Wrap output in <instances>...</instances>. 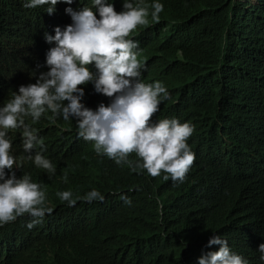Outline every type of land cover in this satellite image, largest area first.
I'll use <instances>...</instances> for the list:
<instances>
[{
    "label": "trees",
    "instance_id": "1",
    "mask_svg": "<svg viewBox=\"0 0 264 264\" xmlns=\"http://www.w3.org/2000/svg\"><path fill=\"white\" fill-rule=\"evenodd\" d=\"M254 1L146 0L163 4L159 23L149 16L130 36L146 68L142 82L159 81L171 96L153 122L176 118L195 126L188 144L196 159L184 183H163L162 175L132 172L98 155L93 142L79 137L75 118L49 120L47 113L34 124L26 118L56 172L36 167L19 146L14 171L43 185L53 212L31 230L28 215L0 226V264H198L202 255L219 250L208 246L214 235L248 262L262 264L264 0ZM107 2L124 11V0ZM24 3L12 0L10 24L0 22V104L21 85L36 82L37 65L51 48L44 32L52 19ZM90 69L98 74L94 65ZM83 89L81 103L95 111L94 85ZM92 190L104 201L78 200L69 207L56 195L83 197Z\"/></svg>",
    "mask_w": 264,
    "mask_h": 264
},
{
    "label": "clouds",
    "instance_id": "2",
    "mask_svg": "<svg viewBox=\"0 0 264 264\" xmlns=\"http://www.w3.org/2000/svg\"><path fill=\"white\" fill-rule=\"evenodd\" d=\"M76 1L25 0V8L40 10L52 19L44 32L51 48L37 65L40 71L36 82L21 85L17 92L1 100L0 226L28 215L32 220L26 227L31 230L53 212L46 204L43 185L33 182L28 174L17 178L14 171L20 166L16 154L19 146L36 167L53 175L56 172L42 154L44 140L26 118H31L33 124L47 113H51L49 120L75 118L79 137L93 142L98 155H106L117 165H127L132 172L146 170L153 178L162 175L163 183H184L194 165L196 157L188 140L195 126L176 118L153 122L160 104L171 96L159 81L142 82L141 69L145 65L139 59V44L130 38L140 26L149 23V16L159 23L163 4L124 0V11L117 12L107 0H89L88 5H76ZM12 10V0H0V22L4 25L10 24ZM92 65L98 74L91 71ZM90 83L98 101L95 111L81 103L83 86ZM132 154L138 159H130ZM62 179L67 182V174ZM56 195L69 207L78 200L104 201L97 190L75 198L71 191ZM121 199L131 204L126 196ZM212 245H220L219 250L202 255L198 264H252L218 235L209 240L208 246ZM258 251L264 254V244ZM260 261L264 264V255Z\"/></svg>",
    "mask_w": 264,
    "mask_h": 264
},
{
    "label": "bare ground",
    "instance_id": "3",
    "mask_svg": "<svg viewBox=\"0 0 264 264\" xmlns=\"http://www.w3.org/2000/svg\"><path fill=\"white\" fill-rule=\"evenodd\" d=\"M1 253V252H0Z\"/></svg>",
    "mask_w": 264,
    "mask_h": 264
}]
</instances>
